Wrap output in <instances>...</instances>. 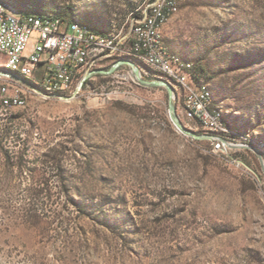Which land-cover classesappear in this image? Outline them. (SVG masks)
Instances as JSON below:
<instances>
[{
	"label": "rangeland",
	"instance_id": "1",
	"mask_svg": "<svg viewBox=\"0 0 264 264\" xmlns=\"http://www.w3.org/2000/svg\"><path fill=\"white\" fill-rule=\"evenodd\" d=\"M5 1L87 21L120 48L155 0ZM163 32L195 66L194 84L209 86L230 139L263 156L214 151L179 90L177 116L206 137L180 132L167 91L139 85L132 65L97 72L135 61L126 54L107 55L63 97L0 74V264H264V142L253 137L264 140V0H183ZM3 87L26 103L3 108Z\"/></svg>",
	"mask_w": 264,
	"mask_h": 264
},
{
	"label": "built area",
	"instance_id": "2",
	"mask_svg": "<svg viewBox=\"0 0 264 264\" xmlns=\"http://www.w3.org/2000/svg\"><path fill=\"white\" fill-rule=\"evenodd\" d=\"M182 1L167 0V6L158 7L155 19H149L146 25L141 26L126 49L138 52L152 65L172 70L177 76V88L174 90L178 96L179 86H187L184 106H180L182 114L185 119L198 123L211 134L214 151L226 149L231 144L247 147L246 143L231 140L230 133H211L212 125L223 122L218 121L212 113L200 87L193 84L192 74L199 73L193 64L178 65L165 51L164 32L155 30L156 20L164 17L173 5ZM55 33H63V40H55ZM86 50L95 51V62L90 69L92 70L100 67L105 57L113 53V46L105 42L101 33L76 28L71 19L46 21L45 18L35 19L32 16L18 17L8 7L0 4V56L34 69L36 78H45L48 82L64 86L67 81H71L73 69L82 63ZM1 92V98L24 102L21 95L8 96L7 89L3 88Z\"/></svg>",
	"mask_w": 264,
	"mask_h": 264
},
{
	"label": "bare ground",
	"instance_id": "3",
	"mask_svg": "<svg viewBox=\"0 0 264 264\" xmlns=\"http://www.w3.org/2000/svg\"><path fill=\"white\" fill-rule=\"evenodd\" d=\"M0 4L8 7V9L11 12H13L15 16H18V17H30V16H32V18H35V19H44L45 18L46 21H56V19H61V18H56V17L50 16V15L41 16V15L28 14V13L20 12L19 10H17L12 5L11 2H7L5 0H0ZM163 6H167V0H155L153 3H150L147 6V8L145 9L146 11L144 10L143 14H140L138 16V18L135 19V24L133 25L132 32H131L132 36H131V38H128L129 43L131 40L135 39V33H137L138 30H140L141 26L146 25L148 23L149 19H155L156 10H158V7H163ZM176 7H177V5H173L172 8L165 14L164 17L158 18V20H156V22H155L156 32H163L164 31V26L167 23V21L169 20V18L171 17V15L173 14V12L175 11ZM71 21H72L73 26H75L76 28L87 29L90 31L97 32L94 29V27L91 25V23H89L87 21L80 20V19L71 20ZM103 39H105V42H108L109 46H113V52L126 54L129 57L133 58L138 63H140L141 65H143L147 69L144 71L146 75L161 76V77L171 81L175 85V87L177 88V76L174 75L172 70H167L163 67H158V66L152 65L150 63V61H148V59H143L142 55H140L138 52H130V50L126 49L128 46L119 48V46H120L119 41L120 40L117 41V39L115 37H110L107 34H103ZM55 40H63V33H55ZM164 48H165V51H167L168 54L170 56H172V59L178 63V65H180V66L192 65L191 62L184 59L181 55L174 53L172 51V49L165 43V41H164ZM4 59H5V61L3 63H0V65H2V67L7 69L8 71L13 72V73H17L23 77L25 76L28 79L32 78L37 83H39L42 87H44L48 92H53V93L55 92L56 93L59 91H69V90H72L74 88L75 82H76V80H78L79 76L81 74H83L84 72H88L91 69L92 65L94 64V62H95V51L94 50H86V52L83 54L82 63L79 64L78 68L73 69V72L71 75V81H67L64 86H60L58 84H53L51 82H48V80H46L45 78H36V72L34 71V69L27 67V66H23V65H18L13 60H10L7 58H4ZM194 75H196V74H192V77ZM32 82H34V81H32ZM193 84H194V82H193ZM35 85H36V83H35ZM194 86H197V85L194 84ZM197 87H200L201 92H202L203 96L205 97V100L207 101L208 105L211 107V111L215 115V117H217V120L220 122H223V123H220L219 125H212L211 131L215 132V133H230V135H231L232 132H231L230 126H229L230 122L227 121L223 111L220 108L214 107L212 105V93L210 91L209 86L207 84H201ZM36 88H38L37 85H36ZM3 89H7V88L3 87ZM75 89L77 90L78 86ZM179 90L183 93L182 96L184 98H186L187 86H179ZM17 95H20V94H17ZM21 96H22V98H24V102L12 101L10 99L1 98L2 107L5 109H8V108L13 107V106L24 105L26 103V96L25 95H21ZM242 138H243L242 141H247V140L250 141L248 135L243 136ZM233 141H235V140H233ZM231 146L232 147H239V146L241 147L242 145L232 144ZM243 147H246V146H243ZM247 147L253 148L262 154V152L257 148H254L250 145H248ZM261 148L264 152V145ZM262 156H263V154H262Z\"/></svg>",
	"mask_w": 264,
	"mask_h": 264
},
{
	"label": "water",
	"instance_id": "4",
	"mask_svg": "<svg viewBox=\"0 0 264 264\" xmlns=\"http://www.w3.org/2000/svg\"><path fill=\"white\" fill-rule=\"evenodd\" d=\"M121 64H130V65L133 66L134 78H135L136 82L139 85L144 86V87H149V88H163V89H165L167 91V93L169 95V113H170V118H171L172 122L174 123V125L176 126V128L180 132H182L183 134H185V135H187L189 137H193V138H196V139H202V138L206 137L204 135H199L196 132H194L193 130L187 128L183 124V122L179 119V117L177 116V113H176V104H175V101H174L175 90H174L173 85L169 81H167L166 79L159 78V79L150 80V79L144 78L141 75L140 70L136 66L135 62L133 60H129V59L120 60V61L116 62L112 66V68L110 70H108V71H106V70L105 71L104 70H98L97 72H102V73H105V74H111ZM7 71L0 72V74L11 76L13 78H16V79L22 81L23 83H26V84L30 85L31 87H36L35 83L32 82L31 80H29L28 78L23 77V76H21V75H19L17 73L7 72ZM83 81H84V77H83V79H82V81L80 83V87L83 85ZM51 95H53V96H62L63 97V95L60 94V93H51Z\"/></svg>",
	"mask_w": 264,
	"mask_h": 264
},
{
	"label": "trees",
	"instance_id": "5",
	"mask_svg": "<svg viewBox=\"0 0 264 264\" xmlns=\"http://www.w3.org/2000/svg\"><path fill=\"white\" fill-rule=\"evenodd\" d=\"M12 3V2H11ZM13 5V4H12ZM14 6V5H13ZM16 8V7H15ZM17 9V8H16ZM18 10V9H17ZM20 11V10H19ZM21 12V11H20ZM24 13H27V11H25ZM28 14H35V15H41V16H43V14H40V13H37V12H33V13H28ZM56 17V16H55ZM58 18H61V19H64V18H62V17H58ZM71 20H76L75 18L74 19H71ZM96 29V28H95ZM97 30V32H99V33H104V32H102V31H100V30H98V29H96ZM104 34H106V33H104ZM148 78H151V77H148ZM5 135H7V134H5ZM4 137H6V136H4V135H2L1 137H0V141H3V139H4ZM254 138H256V139H258V140H261V141H263L264 142V140L262 139V138H259L258 136H253Z\"/></svg>",
	"mask_w": 264,
	"mask_h": 264
}]
</instances>
